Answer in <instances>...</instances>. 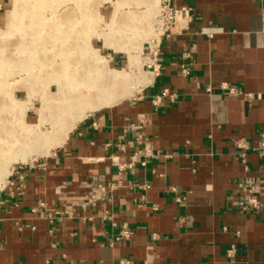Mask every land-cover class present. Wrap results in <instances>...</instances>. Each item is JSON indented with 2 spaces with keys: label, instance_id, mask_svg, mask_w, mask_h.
Masks as SVG:
<instances>
[{
  "label": "crops",
  "instance_id": "1",
  "mask_svg": "<svg viewBox=\"0 0 264 264\" xmlns=\"http://www.w3.org/2000/svg\"><path fill=\"white\" fill-rule=\"evenodd\" d=\"M173 1L193 19L151 83L12 167L0 264H264V0ZM249 182L257 209L239 205Z\"/></svg>",
  "mask_w": 264,
  "mask_h": 264
},
{
  "label": "rangeland",
  "instance_id": "2",
  "mask_svg": "<svg viewBox=\"0 0 264 264\" xmlns=\"http://www.w3.org/2000/svg\"><path fill=\"white\" fill-rule=\"evenodd\" d=\"M15 2L0 0V137L12 130L24 134L29 124H39L53 135V129L67 128L79 111L59 105L61 84L68 82L64 74H85L90 66L100 65L97 59L105 60L98 67L106 81L114 69L128 74L119 79V84L131 89L126 97L136 96L151 81L152 75L144 73L147 67L141 49L153 30L159 2L18 0L19 7L14 9ZM92 55L97 59H85ZM53 147L25 162H14L11 168L46 155Z\"/></svg>",
  "mask_w": 264,
  "mask_h": 264
},
{
  "label": "bare ground",
  "instance_id": "3",
  "mask_svg": "<svg viewBox=\"0 0 264 264\" xmlns=\"http://www.w3.org/2000/svg\"><path fill=\"white\" fill-rule=\"evenodd\" d=\"M151 1H154L156 4L159 2V0ZM18 7L19 2L16 0L14 9ZM14 15L15 10L12 11V16L13 18H17ZM67 53L69 54L70 52L67 51ZM104 61L103 59H97V64L100 62V65H97L95 68L90 66L85 74H64V76L67 75L68 82L61 84L58 94L59 105H63L62 108L68 109L76 107L79 111L77 115L71 117L72 119L67 128H64L62 131L53 129L54 134L56 133L53 135L51 131L41 130L39 124H29L24 134H19L12 130L6 136L0 137V144L3 143L5 146L4 148L0 147V180H4L11 172L12 163L16 161L25 162L33 154H42L53 146L61 145L68 131L75 125L76 120L84 117L87 112L104 106H110L131 93L129 85L119 84V79L124 80L128 77L125 71L114 69L112 78L106 81V78L98 67H103ZM11 100L14 102L13 99ZM51 137L53 139H50Z\"/></svg>",
  "mask_w": 264,
  "mask_h": 264
},
{
  "label": "built area",
  "instance_id": "4",
  "mask_svg": "<svg viewBox=\"0 0 264 264\" xmlns=\"http://www.w3.org/2000/svg\"><path fill=\"white\" fill-rule=\"evenodd\" d=\"M156 13V14H155ZM153 15V30L145 37L142 45L143 58L146 59L144 67H147V72L144 73L147 75H152V79L155 75L158 74L160 69V64L158 62L159 51L162 46V41L166 36L173 34L184 33L189 29L191 21L193 19V14L191 12V7L179 6L173 0H159L158 9ZM264 23V15H263ZM264 28V24H263ZM184 73H189V69L184 67ZM151 79V80H152ZM151 81L145 86L149 85ZM143 86V87H145ZM230 92H234V88L230 89ZM168 94L167 90L164 94L166 97ZM161 100V96L158 95L153 101L155 104H158ZM263 137L262 147L260 149V154L264 155V132L261 133ZM143 143L139 154L148 157L151 155V149L149 144L145 143L142 138L139 139ZM235 143L238 147L243 149V152L249 147L245 139H236ZM137 152L133 156V161H138ZM142 163H146V159L142 160ZM23 164V163H22ZM125 164H121L120 168H124ZM9 175V174H8ZM7 175V176H8ZM7 178V177H6ZM6 178L0 180V193L7 188ZM245 195L239 201V205L243 209L254 208L257 209L260 207L261 201L258 196L259 184L258 182H249L245 185ZM5 264H19V263H5ZM120 264H134L131 259H123L120 261Z\"/></svg>",
  "mask_w": 264,
  "mask_h": 264
}]
</instances>
